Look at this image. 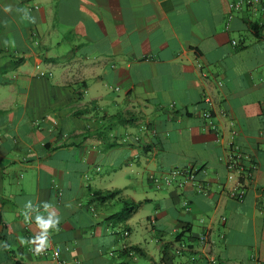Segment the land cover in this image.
Here are the masks:
<instances>
[{"label": "crops", "instance_id": "crops-1", "mask_svg": "<svg viewBox=\"0 0 264 264\" xmlns=\"http://www.w3.org/2000/svg\"><path fill=\"white\" fill-rule=\"evenodd\" d=\"M0 264H264V0H0Z\"/></svg>", "mask_w": 264, "mask_h": 264}, {"label": "clouds", "instance_id": "clouds-1", "mask_svg": "<svg viewBox=\"0 0 264 264\" xmlns=\"http://www.w3.org/2000/svg\"><path fill=\"white\" fill-rule=\"evenodd\" d=\"M5 11H11L10 8H6ZM22 13V19L31 20L35 22V18L31 17L26 9H18ZM47 207V205H46ZM60 223V218L55 217L53 214H49L47 219L43 216H37L36 225L40 229V234L36 236L31 242L36 245L35 252L41 253L49 245V233L50 230H59L58 225Z\"/></svg>", "mask_w": 264, "mask_h": 264}, {"label": "built area", "instance_id": "built-area-1", "mask_svg": "<svg viewBox=\"0 0 264 264\" xmlns=\"http://www.w3.org/2000/svg\"><path fill=\"white\" fill-rule=\"evenodd\" d=\"M247 2L250 3L251 1H247ZM233 6H235V5H233ZM205 116H206V118H210L209 114H206ZM64 137H66V135H64ZM178 172L179 171H173V172H171V176L177 175ZM151 178H152L153 182H155V184L157 183L156 184V187L159 188L160 187L159 179L157 177H153V176ZM229 178H232V177L229 176ZM164 183L167 184V185H169L171 183V177H165L164 178ZM230 196L233 197V198H235V199H237V200H241L243 198V196H244V191L243 190H235V189H232L230 191ZM200 240H201V242H205V240H206L205 235H202L200 237ZM48 251H51V256L53 257V259H57L58 256H59V254H60V249L57 248V247H55V248H52L51 247L50 249H48L46 251H42L41 254L42 255H46L48 253Z\"/></svg>", "mask_w": 264, "mask_h": 264}, {"label": "trees", "instance_id": "trees-1", "mask_svg": "<svg viewBox=\"0 0 264 264\" xmlns=\"http://www.w3.org/2000/svg\"><path fill=\"white\" fill-rule=\"evenodd\" d=\"M120 193V191H106L104 193L102 192H96L95 194L97 195V197H101V199L103 200H108V199H112L113 197L117 196ZM130 208H137L138 207V203H131L129 204Z\"/></svg>", "mask_w": 264, "mask_h": 264}, {"label": "rangeland", "instance_id": "rangeland-1", "mask_svg": "<svg viewBox=\"0 0 264 264\" xmlns=\"http://www.w3.org/2000/svg\"><path fill=\"white\" fill-rule=\"evenodd\" d=\"M154 176V175H152ZM152 185H151V193H152V196L154 197L155 195H158V194H163V185H160L159 188L156 187V184H154L153 180L151 181ZM151 212H154V208L151 207ZM150 231H151V228H149Z\"/></svg>", "mask_w": 264, "mask_h": 264}]
</instances>
